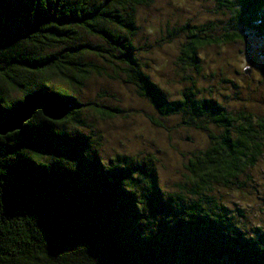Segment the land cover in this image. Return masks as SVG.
I'll return each mask as SVG.
<instances>
[{
  "label": "trees",
  "instance_id": "trees-1",
  "mask_svg": "<svg viewBox=\"0 0 264 264\" xmlns=\"http://www.w3.org/2000/svg\"><path fill=\"white\" fill-rule=\"evenodd\" d=\"M215 1L226 22L173 35L187 36L179 62L198 75L199 52L245 41L239 30L264 41V0ZM155 2L0 0V264H264V226L216 194L252 183L264 120L234 116L195 80L182 79L189 86L179 100L153 82L136 42L138 11ZM89 55L151 105L155 126L179 119L180 130L209 140L178 193L162 189L151 155L100 157L88 114L109 108L83 101L98 69L84 62Z\"/></svg>",
  "mask_w": 264,
  "mask_h": 264
},
{
  "label": "rangeland",
  "instance_id": "rangeland-1",
  "mask_svg": "<svg viewBox=\"0 0 264 264\" xmlns=\"http://www.w3.org/2000/svg\"><path fill=\"white\" fill-rule=\"evenodd\" d=\"M216 9L215 0H156L150 8H140L136 44L141 48V60L153 82L171 100L181 99L189 86L182 79H192L203 96L217 100L234 116L250 114L264 120L263 40L239 30L245 41L201 50L200 75L179 62L182 45L188 40L186 35L173 38L175 32L188 24L219 26L226 22L227 17L215 13ZM84 41L101 43L88 37ZM87 61L98 69L82 85L83 101L109 108L103 117L88 114L93 130L87 129L86 133L92 139L101 136L97 141L100 157L108 161L117 155H151L157 164L162 189L178 193L187 182L189 159L209 147L207 137L196 131L180 130L179 119H162L165 128L155 126L150 118L159 120V114L138 96L134 87L113 73L110 64L95 55L87 56L84 62ZM248 67L253 70L250 78L244 75ZM211 128L213 134H220L216 127ZM248 177L252 183H248L245 192L218 187L217 198L231 210H236L237 205L251 226H264V155L249 170Z\"/></svg>",
  "mask_w": 264,
  "mask_h": 264
},
{
  "label": "water",
  "instance_id": "water-1",
  "mask_svg": "<svg viewBox=\"0 0 264 264\" xmlns=\"http://www.w3.org/2000/svg\"><path fill=\"white\" fill-rule=\"evenodd\" d=\"M252 71V68L248 67L247 69H245L244 73L246 76L251 77ZM262 74H264V70H262Z\"/></svg>",
  "mask_w": 264,
  "mask_h": 264
}]
</instances>
